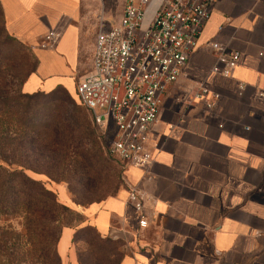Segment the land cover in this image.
<instances>
[{
	"label": "crops",
	"instance_id": "1",
	"mask_svg": "<svg viewBox=\"0 0 264 264\" xmlns=\"http://www.w3.org/2000/svg\"><path fill=\"white\" fill-rule=\"evenodd\" d=\"M0 3L7 31L25 43L36 46L61 31L54 48H36L27 91L70 85L82 39L96 36L99 0ZM125 3L108 26L119 22ZM212 41L240 52L232 76L211 74ZM89 70L81 68V79ZM204 81L221 95L212 108L197 98ZM150 142L159 151L148 174L129 167L126 187L114 196L74 205L103 237L122 241L120 264H264V0L215 3L183 73L164 92ZM134 185L144 195L145 227L128 201ZM73 234L65 228L58 242L64 264H79Z\"/></svg>",
	"mask_w": 264,
	"mask_h": 264
},
{
	"label": "built area",
	"instance_id": "2",
	"mask_svg": "<svg viewBox=\"0 0 264 264\" xmlns=\"http://www.w3.org/2000/svg\"><path fill=\"white\" fill-rule=\"evenodd\" d=\"M154 1L126 0L118 23L100 22L92 67L77 87L95 124L103 132L110 128L113 132L110 154L126 170L134 167L145 174L159 151L150 142V131L159 117L164 92L183 73L218 0H156L144 24ZM60 34L53 29L38 45L54 48ZM210 47L216 56L211 74L232 76L240 52L219 41L210 42ZM197 98L212 108L221 95L204 81ZM128 201L139 213V226H147L145 199L137 185L129 188Z\"/></svg>",
	"mask_w": 264,
	"mask_h": 264
},
{
	"label": "trees",
	"instance_id": "3",
	"mask_svg": "<svg viewBox=\"0 0 264 264\" xmlns=\"http://www.w3.org/2000/svg\"><path fill=\"white\" fill-rule=\"evenodd\" d=\"M4 79L0 77V216L20 215L25 220L27 231L39 234L44 264H50L52 257L56 264H64L55 244H58L65 228H72V244L77 261L79 264H92L88 255L94 252L92 248L95 242L88 232L93 230L102 242L113 239L103 237L82 212L61 202L55 191L26 173L30 170L42 173L51 180L67 182L72 201L76 204L86 207L98 202L93 198L92 191L98 184H88L92 178L86 174L93 169L95 181L100 174L96 168L99 161L95 158V152L81 148L82 140L92 136L90 123L71 96H68V100L72 105V115L64 116L62 107L65 104L62 105L55 98L53 108L45 112L47 119L43 118L44 115L36 119L29 100L56 94L58 89H66L63 85H57L47 94L34 92L19 95L7 89ZM35 105L38 107V103ZM84 107L91 115L92 126L101 131L89 109ZM81 132L83 134L78 135ZM110 144L106 153L125 172L124 164L110 154ZM72 162H75L72 171L64 175L63 167ZM79 243H84L85 247H80Z\"/></svg>",
	"mask_w": 264,
	"mask_h": 264
},
{
	"label": "rangeland",
	"instance_id": "4",
	"mask_svg": "<svg viewBox=\"0 0 264 264\" xmlns=\"http://www.w3.org/2000/svg\"><path fill=\"white\" fill-rule=\"evenodd\" d=\"M103 5L99 0V10L96 14L97 24L100 23V17L104 16L103 23L108 26V22L114 19L115 15H118V8L121 0H105ZM100 25V24H99ZM96 34V32H95ZM95 38L92 36L82 39V51L79 60V74L76 77H72L70 85H63L66 89H58L56 94L51 96H41L37 100H29L31 102V111L36 113V119L39 116H43L47 119L48 109L53 108V100L59 99L62 105L64 116H70L73 114L72 105L69 103L68 96L74 100L80 106V111L83 117L90 123L89 132L92 133L90 138H84L82 140L81 148L85 150H92L96 153L95 158L99 161L96 166L99 170V175L94 181L93 169L89 170L86 174L88 178H92L88 184L97 183V187L94 191L95 201L105 200L110 196H114L121 188L126 187L127 180L125 172L120 166L108 156L107 148L112 141L113 132L108 129L106 132H101L92 126L91 115L84 105L80 102L76 93L78 83L81 80L80 70L86 68V71L92 67L93 52L95 47ZM0 77H4V83L10 91H15L19 95H25L27 93L40 92L41 94L50 93L47 89L31 90L27 83L31 76L36 72L38 57L36 48L39 45L33 46L21 41L20 39L12 36L6 28L4 13L0 6ZM93 50V51H92ZM91 66V67H90ZM34 71V72H33ZM86 71L84 73H86ZM69 95H68V93ZM14 94V93H13ZM38 103V107L35 105ZM94 128V129H93ZM83 132L78 133L82 135ZM72 162L71 165L63 167L64 175H69L72 171V166L75 165ZM80 167V166H79ZM26 173L37 180H40L45 186L58 195V199L72 207L77 205L78 208L85 207L81 204H76L72 201V197L68 190L67 182L51 180L49 177L42 173L33 172L27 170ZM94 181V182H93ZM70 202V203H68ZM80 206V207H79ZM87 206V205H86ZM75 208V207H74ZM3 232V234H1ZM92 241L95 242L92 248V255H88V259L92 264H120L122 255L121 244L119 240H107L105 242L100 241L98 236L93 230L90 232ZM80 247H85L84 243H79ZM42 243L39 234L36 231H27L25 220L20 215H1L0 216V264H44L42 251ZM58 250V244H55ZM72 249L75 248L72 244ZM91 251V250H90ZM63 262V261H62ZM50 264H56L54 257L50 260Z\"/></svg>",
	"mask_w": 264,
	"mask_h": 264
}]
</instances>
